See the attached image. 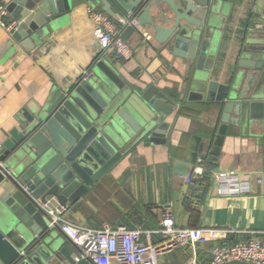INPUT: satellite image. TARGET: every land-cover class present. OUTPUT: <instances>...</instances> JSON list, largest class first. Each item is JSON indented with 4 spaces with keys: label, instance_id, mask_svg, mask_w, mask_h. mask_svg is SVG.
Returning a JSON list of instances; mask_svg holds the SVG:
<instances>
[{
    "label": "water",
    "instance_id": "water-1",
    "mask_svg": "<svg viewBox=\"0 0 264 264\" xmlns=\"http://www.w3.org/2000/svg\"><path fill=\"white\" fill-rule=\"evenodd\" d=\"M84 3L110 17H126L119 28L124 41L132 34L141 38V29L149 28L157 53L170 50L186 59L188 100L215 102L221 121L257 129L264 143V0H256L250 13L261 23L243 34L236 76L234 71L224 83L217 82L210 38L217 0H10L5 6L18 24L11 39L34 45L52 33L57 19ZM103 53L98 47L76 81L54 86L43 103L15 117L17 126L0 152V264H47L57 228L43 204H73L136 143H165L172 107L154 86L137 92ZM172 166L186 175L185 164Z\"/></svg>",
    "mask_w": 264,
    "mask_h": 264
},
{
    "label": "crops",
    "instance_id": "crops-1",
    "mask_svg": "<svg viewBox=\"0 0 264 264\" xmlns=\"http://www.w3.org/2000/svg\"><path fill=\"white\" fill-rule=\"evenodd\" d=\"M0 1L6 4L10 0ZM217 1L210 38L217 82L224 83L238 69L243 34L261 22L250 18L256 0ZM86 5L89 4L65 13L57 19L52 33L27 47L12 40L11 34L0 27V152L8 132L17 126V113L43 103L54 86L65 87L76 81L98 51L91 23L84 13ZM94 6L102 12L98 5ZM107 17L114 21L120 16ZM141 32H148L150 38L145 41L136 34L130 35L129 58L120 59L112 51L104 52L103 58L137 92L154 86L156 96L172 107L166 118L165 143L148 146L136 143L110 172L93 183L75 203L65 207L66 219L93 229L103 224L140 226L152 231L143 238L153 244L161 241L155 230L160 227L161 213L168 206L172 208L176 226L226 231L231 242L264 230V143L260 142L259 131L221 121L215 102L205 98L189 101L184 90L186 59L173 56L170 50L157 53L154 48L159 46L151 30L145 27ZM222 130L225 133L213 172L247 173L249 180L235 188H240V193L228 195L220 194L211 178L208 191L199 201L192 196L194 184L176 174L172 164L174 161L185 164L186 173L200 168L194 165L195 161L200 163ZM54 237L56 250L47 264H85L79 249L58 228ZM210 246L207 241L161 253L157 264H206Z\"/></svg>",
    "mask_w": 264,
    "mask_h": 264
},
{
    "label": "built area",
    "instance_id": "built-area-1",
    "mask_svg": "<svg viewBox=\"0 0 264 264\" xmlns=\"http://www.w3.org/2000/svg\"><path fill=\"white\" fill-rule=\"evenodd\" d=\"M86 19L91 23L93 39L103 52L112 51L120 59H127L132 55L131 46L119 34V28L126 23V17L111 20L100 12L94 5L84 8ZM136 24V19L130 20ZM12 21L5 4L0 1V27L12 34L17 28ZM143 40H148L150 34H142ZM2 143L0 141V149ZM201 162V161H198ZM201 167L186 173L185 182L201 175ZM212 179L219 187L220 194L240 193L235 190L243 183H248L249 175L235 172H213ZM243 192V191H242ZM43 210L50 217V225L58 228L67 240L79 249L80 258L85 264H157L159 254L188 245L195 247L198 243L211 242L209 259L206 264H226L228 261L264 264V230L250 232L244 239L233 242L227 238V232L215 229H199L193 227L176 226L170 206L165 207L159 219V228L155 230L160 235L158 244L150 243L147 237L152 231H146L140 226L132 228L123 224L109 226L103 224L99 228H88L72 224L65 217V207L54 205L51 201L43 204Z\"/></svg>",
    "mask_w": 264,
    "mask_h": 264
},
{
    "label": "trees",
    "instance_id": "trees-1",
    "mask_svg": "<svg viewBox=\"0 0 264 264\" xmlns=\"http://www.w3.org/2000/svg\"><path fill=\"white\" fill-rule=\"evenodd\" d=\"M172 97H177V95L172 94ZM224 133H225V131L222 130L219 132L218 135L215 136L211 148L209 149V151H207L202 156L200 163H197L195 161L194 165L198 164L202 169V173H201V175L193 178L191 181L194 184V188H195L192 196H194L195 198H198L199 201L201 198H203V196L205 195V193L209 189L208 187L210 186L212 173H213L214 167H215V159H216V156L218 155V153L220 151L219 147L221 145ZM196 193L198 195L195 196L194 194H196ZM188 207H190V202L188 203Z\"/></svg>",
    "mask_w": 264,
    "mask_h": 264
}]
</instances>
